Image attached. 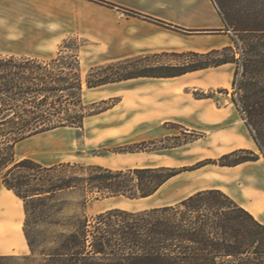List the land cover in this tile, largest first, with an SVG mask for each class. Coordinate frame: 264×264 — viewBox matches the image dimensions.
I'll list each match as a JSON object with an SVG mask.
<instances>
[{"label": "trees", "instance_id": "16d2710c", "mask_svg": "<svg viewBox=\"0 0 264 264\" xmlns=\"http://www.w3.org/2000/svg\"><path fill=\"white\" fill-rule=\"evenodd\" d=\"M218 1L226 29L237 34L236 45L241 42L240 63L231 46L207 52H172L196 58L181 66L134 64L150 57L144 54L91 67L86 86L140 76H179L238 63L232 82L237 89L233 101L263 149L264 0ZM82 89L77 53L49 61L0 55V180L23 201L22 230L29 247L27 254L0 255V264H264V224L218 188L196 191L174 204L144 209L110 206L90 216L83 211L64 213L62 199L74 193L82 208L102 198H145L182 170L165 165L111 168L70 161L45 165L32 157L17 159L15 147L19 142L63 127L83 128L85 119L100 111L92 108L105 100L85 104ZM154 143L140 141L121 150L150 152L168 147H150ZM237 151L247 156L231 165L257 159L245 148L230 154Z\"/></svg>", "mask_w": 264, "mask_h": 264}, {"label": "rangeland", "instance_id": "374dc122", "mask_svg": "<svg viewBox=\"0 0 264 264\" xmlns=\"http://www.w3.org/2000/svg\"><path fill=\"white\" fill-rule=\"evenodd\" d=\"M212 1L220 14L219 1ZM56 21L50 14L45 16L43 0H0V52L8 55V52L14 51L17 57L47 61L59 55L77 53L83 82V102L105 101L92 108L100 111L87 117L83 128L63 127L31 136L16 145L15 157H32L45 165L70 161L111 168L165 165L182 169L155 195L145 197L146 200L110 197L89 201L82 208L78 203V194L74 193L62 199L64 213L83 211L90 216L110 206L144 209L166 202H178L208 188L222 189L249 208L264 206L262 151L260 155L250 149L257 159L231 165L232 161L247 156V153L237 151L230 154L240 148H234L230 134L214 123L229 113L226 109L217 108L233 107V104L245 121L244 113L233 101V97H237V89L232 82L238 63L229 62L225 66L187 72L178 78L140 76L118 84L107 83L88 88L85 80L90 68L108 62L96 64L97 58L90 49L84 48L82 38L54 33L58 29ZM178 29L182 30V27ZM228 31L231 43L226 46L233 48L235 58L240 63L241 42L236 45L234 41H239L237 34ZM207 32L220 30L210 29ZM150 54V57L134 64L181 66L196 61L190 55L172 52L158 56ZM224 54L228 55L229 52ZM237 78L240 80L241 77ZM248 131L247 136L254 139L252 126L248 125ZM149 140L155 141L150 147H168L150 152L121 150L124 146ZM4 222V217L0 216V251L15 239L13 233L5 229ZM15 249L19 254L23 251L20 245ZM25 251L23 254L29 253V249Z\"/></svg>", "mask_w": 264, "mask_h": 264}, {"label": "crops", "instance_id": "0c3cea01", "mask_svg": "<svg viewBox=\"0 0 264 264\" xmlns=\"http://www.w3.org/2000/svg\"><path fill=\"white\" fill-rule=\"evenodd\" d=\"M106 1L114 5L95 0H43V10L46 17L50 14L51 18L57 19L58 29L54 30V33L75 35L82 38L85 43L84 48L86 50L90 49L97 58L96 64L149 53L207 52L231 43L229 31L225 29L226 24L212 0ZM128 9L185 29L200 32H190L185 29L179 30L172 26H165L143 16L131 14ZM210 29H219L220 32H207ZM0 54L5 55L2 52ZM7 54L14 55L15 52L10 51ZM227 64L229 63L217 67ZM200 70L204 69L188 73ZM178 77L180 76L170 78ZM124 81L126 80L113 82L112 84ZM217 109H226L229 112L228 115L222 116L214 123L230 134V142L234 148H249L260 155L262 151L264 155V147L263 149L259 148L254 139L247 136L246 132H249L248 125L234 104L233 107L227 105ZM233 129L234 132L232 133ZM224 192L227 193L226 191ZM227 194L231 196L229 193ZM231 197L264 224L263 205L258 208H249L238 199ZM147 198L141 199L146 200ZM175 202H166L161 205ZM0 206V216L4 217L5 229L11 231L15 237L9 246L0 251V255L19 254L15 249L19 245L23 248L21 254L26 253L25 250H28L29 247L21 229V224H23L22 216L24 215L23 201L10 189L6 188L1 180ZM14 228H17V230L14 231Z\"/></svg>", "mask_w": 264, "mask_h": 264}]
</instances>
